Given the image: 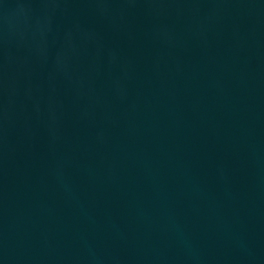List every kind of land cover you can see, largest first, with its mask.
Masks as SVG:
<instances>
[{
    "label": "water",
    "instance_id": "water-1",
    "mask_svg": "<svg viewBox=\"0 0 264 264\" xmlns=\"http://www.w3.org/2000/svg\"><path fill=\"white\" fill-rule=\"evenodd\" d=\"M0 264H264V0H0Z\"/></svg>",
    "mask_w": 264,
    "mask_h": 264
}]
</instances>
